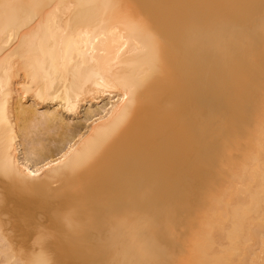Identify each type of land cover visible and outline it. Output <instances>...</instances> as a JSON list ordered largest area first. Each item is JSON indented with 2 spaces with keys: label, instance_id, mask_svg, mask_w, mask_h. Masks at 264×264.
<instances>
[{
  "label": "bare ground",
  "instance_id": "6f19581e",
  "mask_svg": "<svg viewBox=\"0 0 264 264\" xmlns=\"http://www.w3.org/2000/svg\"><path fill=\"white\" fill-rule=\"evenodd\" d=\"M93 251L264 264V0H0V264Z\"/></svg>",
  "mask_w": 264,
  "mask_h": 264
},
{
  "label": "rangeland",
  "instance_id": "374dc122",
  "mask_svg": "<svg viewBox=\"0 0 264 264\" xmlns=\"http://www.w3.org/2000/svg\"><path fill=\"white\" fill-rule=\"evenodd\" d=\"M86 107H87V105H86V106H83V107L80 109V114H81V115L83 114V112H84V110H85L84 108H86ZM72 120H73V119L70 117V121H69L70 124H72V122H76V121H78V118H77V119H74V121H72ZM71 121H72V122H71ZM35 132H36V133H37V132L40 133V130H39V131H36V130H35ZM36 133H34V134H35V135H38V134H36ZM45 135H46V134H43V133H42V136L45 137L46 139H48V137L45 136ZM49 137H50V136H49ZM46 142H47V140H46ZM176 152L178 153V155H180V149H178V151H176ZM183 173H184V172H183ZM153 201H154V202H152V203H151L150 201H144V205H145V209H146L145 217H146L147 221H148L149 218H154V216L156 215V213L159 214L160 216H162V213H164V211H166V212L169 213V211H170L171 209H173V208H177V209L180 208V206H179V207H178V206L176 207L175 205H172V206H173V207H172V206H171V204H173L172 202H166L167 204H166V203H164V204H166V206H167V210H165V208H166V206H165L164 209H163V212L160 213V212L162 211V209H160V208H161V207L163 208V205H159L160 208H159L158 205L155 206L156 208H157V207L159 208L160 212H158L159 210H158V211L156 210V208L154 207V205H155L156 203H160L161 201H159V202H158L157 200H156V201L153 200ZM147 202H149V203H147ZM155 202H156V203H155ZM153 203H154V204H153ZM113 204H114V202H113ZM113 204L110 205V209H111V207L113 208V207L116 206V205H113ZM115 204H117V202H116ZM121 204H122V203H121ZM162 204H163V202H162ZM168 204H169V205H168ZM119 205H120V204H117V207H118ZM180 205H181V204H180ZM182 205H183V204H182ZM149 206H150L151 208H152V207L155 208V209H154L155 211H152L153 213H150V214H149V212H151V208H149ZM168 207H169V208H168ZM183 207H184V205L182 206V209L184 210ZM101 208H102V207H101ZM143 208H144V207H143ZM170 208H171V209H170ZM147 209H148V210L150 209V211L148 212V214H147V211H148ZM152 209H153V208H152ZM111 210H112V209H111ZM180 210H181V208L179 209V211H180ZM183 210H182V211H183ZM101 211H102V210H101ZM101 211H100V212L97 211V213L100 214V213L103 212V211H102V212H101ZM176 211H177V210H176ZM154 213H155V215H154ZM168 213H167V215H168ZM171 213H173V212H171ZM177 213H178V212H177ZM180 213H181V212H179L178 214H180ZM99 214H98V215H99ZM151 214H152V216H153V215H154V216L151 217ZM101 215H102V214H101ZM146 215H147V216L149 215V217L147 218ZM164 215L166 216V214H163V216H164ZM156 216H157V215H156ZM160 216L157 217L158 220L165 218V217L160 218ZM157 219H154V220H153V219H149V221L152 220L151 222L154 223L155 220L158 221ZM151 222H149V225H145V228L143 229L144 231H145L146 229H148L147 226H148V227H149V226H150V227L153 226V224H152V225L150 224ZM146 223H148V222H146ZM150 227H149V228H150ZM177 227H178V226H177ZM182 228H183V227H182ZM149 230L152 231L153 229L151 228V229H148L147 231H149ZM48 231H49V232H48ZM48 231H47V232L51 234L50 231H52V230H48ZM147 231H145L144 234H145ZM156 231H158V229H156ZM47 232H46V233H47ZM159 232H162V234H159L160 236H162V235H163V231H159ZM164 232H166L165 229H164ZM142 233H143V232H142ZM150 233H152V232H150ZM50 234H48V235H50ZM147 234H148V233H147ZM153 234H156V238H157V240H159V239L161 238L159 235L157 236V232H155V233H153ZM153 234H152V235H153ZM167 234H169V233H167ZM148 235H149V236L147 237V239H148V238L151 239V238H150L151 235H150V234H148ZM144 236H145V235H144ZM144 236H143V237H144ZM154 236H155V235H154ZM158 237H160V238H158ZM145 238H146V237H145ZM147 239H145L146 242L149 240V239H148V240H147ZM161 239H162V238H161ZM159 241L161 242V240H159ZM145 244H146V243H145ZM148 244H149V241H148ZM146 245H147V244H146ZM149 245H150V244H149ZM149 245H148V246H149ZM142 247L144 248V250H146V248H147V247H145V245L142 246ZM136 248H137V247H136ZM143 248H142V249H143ZM134 249H135V248H134L133 246H131V250H128V248H127V250L125 249V252L127 251L126 253H128L127 255H129V253H130V256H128V257H130L131 260H132L133 258H136V257H138L139 255H141V254H138V255L135 254L136 252H137V253L140 252V251L138 252L139 248H137V250L135 249L136 252L134 251ZM140 249H141V248H140ZM142 249H141V251H142ZM150 249H151V246H150ZM150 249H147V253H148L149 251L152 252V250H150ZM152 249L154 250V248H152ZM132 250H133V251H132ZM132 252H133V253H132ZM134 252H135V253H134ZM142 252H144V251H142ZM31 253H32L31 251L26 252L27 255H31ZM140 253H141V252H140ZM147 253H146V254H145V253H144V254L142 253V254L147 256V255H148ZM132 254H134V256H133ZM150 254H151V253H150ZM150 254H149L150 259H149V262H148V263H151V262L155 263L154 260H153V261H150L151 259H153V258L151 257L152 254H151V256H150ZM98 255H99V254H98L97 251H93V252H85V253L81 254V258H79L80 261H79L78 264H91V261L93 262V259H96L95 257L98 256ZM143 255H141V256H143ZM132 256H133V257H132ZM147 257H148V256H147ZM1 258H2V257H1ZM97 260H98V259H97ZM106 260H108V259H106ZM133 260H134V259H133ZM104 261H105V260H104ZM104 261H103V264H105ZM113 261L115 262V260H113V259L111 258V261L108 262V263H110V264H114ZM52 262H53V261H52ZM100 263H101V262H100ZM108 263H107V264H108ZM132 263H133V262H132ZM148 263H146V264H148ZM156 263L158 264V262H156ZM156 263H155V264H156ZM50 264H52V263H50ZM58 264H59V263H58ZM61 264H62V263H61ZM101 264H102V263H101ZM115 264H116V263H115ZM133 264H135V263H133ZM151 264H152V263H151Z\"/></svg>",
  "mask_w": 264,
  "mask_h": 264
}]
</instances>
